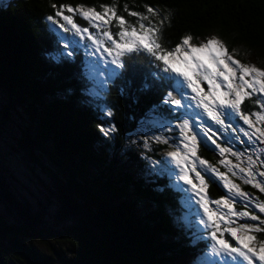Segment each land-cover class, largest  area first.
Returning <instances> with one entry per match:
<instances>
[{
    "label": "trees",
    "instance_id": "1",
    "mask_svg": "<svg viewBox=\"0 0 264 264\" xmlns=\"http://www.w3.org/2000/svg\"><path fill=\"white\" fill-rule=\"evenodd\" d=\"M53 4L96 10L115 4L129 24L138 20L129 12L154 23L167 16L161 40L167 48L187 34L197 40L212 33L228 51H249L264 62V0H10L0 7V120L21 121L14 146L46 179L53 203L49 217L33 210L0 175V264H176L189 250L168 213L178 207L177 193L163 181L158 190L129 176L115 159L139 116L165 96L167 87L138 91L162 70L146 53L126 55L98 102L90 101L84 52L51 59L59 46L57 23L47 19L57 21ZM147 7L160 16L151 17ZM74 19L86 27V20ZM243 107L251 108L247 100ZM101 109L112 115L103 120ZM108 125L117 131L106 141L100 127ZM209 195L220 197L211 186Z\"/></svg>",
    "mask_w": 264,
    "mask_h": 264
},
{
    "label": "snow or ice",
    "instance_id": "2",
    "mask_svg": "<svg viewBox=\"0 0 264 264\" xmlns=\"http://www.w3.org/2000/svg\"><path fill=\"white\" fill-rule=\"evenodd\" d=\"M52 7L56 9L55 16L64 21L59 27L64 33H72L71 36L58 37V40L65 41V49L51 56L55 62L68 60L80 48H93L101 57L106 53L111 57L110 63L118 68L125 67L122 58L133 53H146L156 68H162V72L151 73L155 79L149 83L146 78L138 90L170 89L159 102L151 105L141 122L142 127L150 125L161 132L172 133L167 138L154 137L157 144L168 145L171 140L174 149L168 151L167 159L152 171L158 176L166 174L170 179L175 176L182 182L170 187L182 194L181 203L189 210L182 217L184 223L196 229L195 240L204 239L202 233L207 231L212 241V253L225 257L222 262L213 261L212 264H264V241H258L256 235L264 232V219L249 208L251 204L264 214V201L243 191L241 184L236 182L239 180L264 193V180L257 179L264 178V160L261 159L264 147H258L254 152L252 149L238 151L232 147L234 141L264 145V69L236 60L226 44L216 36L194 44V37L187 34L173 48L165 47L161 40L167 16L154 23L149 15L129 12L130 16L138 17L137 27V24H129L117 14L115 4L101 5L102 11L85 5H61L57 8L53 4ZM147 13L151 17L160 16L153 7H147ZM76 15L88 21L96 33L90 32L89 27L78 25L74 19ZM47 19L58 23L52 16ZM113 21L119 29L115 34L111 31ZM85 39L91 43L82 44ZM117 75L119 73L115 69H108L109 79ZM246 100H252L259 110L245 112L242 106ZM107 115L111 116L112 112L108 111ZM240 122L247 129L238 127ZM100 131L107 137L117 129L112 125L100 127ZM237 132L242 133L247 141L232 135ZM201 146L218 153L216 164L199 155ZM144 148L151 150V145L145 142ZM221 167L225 171H221ZM211 184L222 186L227 195L211 198ZM194 198L198 209H194L192 204ZM238 201L243 202L241 210L236 209ZM193 212L198 218L196 223L192 221ZM240 220L258 223H240ZM225 234L235 241V246L225 238Z\"/></svg>",
    "mask_w": 264,
    "mask_h": 264
},
{
    "label": "rangeland",
    "instance_id": "3",
    "mask_svg": "<svg viewBox=\"0 0 264 264\" xmlns=\"http://www.w3.org/2000/svg\"><path fill=\"white\" fill-rule=\"evenodd\" d=\"M8 1L10 0H0V7H3ZM97 11H102V9ZM65 14L71 15V13L67 12H65ZM57 21L58 23L56 28L59 31V36H71V32L64 33L59 27V24L64 23V21L59 17H57ZM86 22V27H89L88 21ZM89 30L94 34L96 33V29L94 28L89 27ZM118 30L119 29L115 26V24L111 27L113 34H115ZM212 36L215 35L210 33L204 38L193 40L192 43L199 44L206 38ZM76 39H79V37H76ZM58 42V50L65 49V41L58 40ZM81 43L90 44L91 42L85 39ZM78 50H82V52H84L83 55H81V60L84 66L83 75H85L88 84L86 90L87 96L89 97L90 101L97 103L99 100L98 98L101 96V94L103 95L107 84L111 81V79L108 78V69L117 70V66L110 63L111 57H108L106 53H104L101 57L100 53H96L93 48H80ZM229 52L232 53L236 60H239L244 64H252L258 68L264 69V62L261 61L254 53L238 49H234L233 51L229 50ZM160 69L162 70V68ZM89 76L93 78L89 79ZM98 81L102 83H98ZM169 90L170 89L167 87L165 90V95ZM93 92L95 94H92ZM254 99L255 97H253V100ZM247 101L250 103L251 108L249 110H245L242 106L245 112L259 110L257 106L253 104L252 100ZM146 111L136 120L134 129L124 136V139L121 142L120 150H116L115 159L117 165H121L122 170L125 173H128L129 176L141 179L144 183L156 185L158 190L160 189V184L158 182L163 181L164 186L177 193L178 198L176 202L178 207L168 213L173 227L181 232L179 235V240L181 239L182 245L188 247L189 250L177 258L176 264H212L213 261L222 262L225 257L223 255H215L211 251L212 241L210 240L208 232L204 231L202 233L204 239L195 240L196 229L194 227H189L184 223L182 217L187 214L189 210L181 203L182 194L175 188L170 187L171 184H182V182L177 181L175 176L170 179L166 174L163 176H158L152 171V169L158 168L160 163L167 159L166 154L168 151L174 149V145L172 144L171 140L169 141L168 145L155 143V136L167 138L171 136L172 133L166 130L161 132L159 129L152 128L150 125H144L142 127L141 122L145 118ZM101 112L103 114V120H105V118H107V111L105 109H101ZM20 127L21 121L16 117V115L11 116V120L8 122H2L0 120V175L16 198L20 200V202H23V204H26L35 211H39V209L42 211H47L49 217V215H51L53 212L52 195L49 192V185H47L46 179L43 178V176H41L37 170L34 171L27 167V164L24 163V159L22 156H20V154H18L14 146L15 139L19 136ZM109 127L110 125L105 126L104 128ZM238 127H244L247 129V126L243 125L242 122H240ZM101 134L103 140L106 141L109 140V136H111L109 134V136L105 137L102 132ZM232 135H238L240 140L247 141V138L244 137L242 133L237 132ZM145 142L151 145V150L144 148ZM232 147L234 150L238 151L252 149L254 152L258 147H264V145H259L258 142H246L242 144L239 141H234ZM201 149L207 152L211 151L203 146H201ZM200 152L201 151L199 150V155L201 156ZM247 154L251 153H246V155ZM261 159L264 160V154L261 155ZM216 163L217 161L213 162V164ZM220 170L225 171V169L222 167ZM257 179L264 180V178L261 177H257ZM236 182L241 184L243 191L248 192L254 198H259V200L264 201V193H260L258 189L252 187L251 185L242 184L239 180ZM219 187L224 191L225 195H227L226 190H224L222 186ZM192 204L194 209L199 208V205L195 204V198L192 200ZM235 206L237 210H241L243 207V202L238 201ZM249 208L255 211L256 214L260 215L262 219H264V214H261L258 212V210L254 209L253 205L250 204ZM138 210L141 211V209ZM192 221L193 223L198 221V218L195 216L194 212ZM239 222L258 223L245 220H240ZM256 235L258 241H264V232L257 233ZM225 238L235 246V241L230 236H228V234H225ZM194 240L195 242H193ZM256 264H258V262H256Z\"/></svg>",
    "mask_w": 264,
    "mask_h": 264
},
{
    "label": "water",
    "instance_id": "4",
    "mask_svg": "<svg viewBox=\"0 0 264 264\" xmlns=\"http://www.w3.org/2000/svg\"><path fill=\"white\" fill-rule=\"evenodd\" d=\"M209 155L215 160L217 161L219 159V156L217 153H214L213 151H209ZM211 187L214 189V191H216V194L218 196H222L225 195L224 191L217 185V184H211Z\"/></svg>",
    "mask_w": 264,
    "mask_h": 264
}]
</instances>
